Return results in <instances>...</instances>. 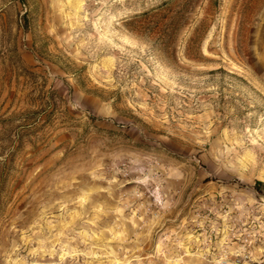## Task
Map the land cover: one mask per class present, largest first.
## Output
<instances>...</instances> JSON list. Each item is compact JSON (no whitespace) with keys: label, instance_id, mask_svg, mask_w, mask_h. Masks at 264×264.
I'll use <instances>...</instances> for the list:
<instances>
[{"label":"rangeland","instance_id":"rangeland-1","mask_svg":"<svg viewBox=\"0 0 264 264\" xmlns=\"http://www.w3.org/2000/svg\"><path fill=\"white\" fill-rule=\"evenodd\" d=\"M264 0H0V264H264Z\"/></svg>","mask_w":264,"mask_h":264},{"label":"trees","instance_id":"trees-1","mask_svg":"<svg viewBox=\"0 0 264 264\" xmlns=\"http://www.w3.org/2000/svg\"><path fill=\"white\" fill-rule=\"evenodd\" d=\"M263 185H264V182H263V181L258 180V181L256 182V187H258V189H259V188L261 189V186H263Z\"/></svg>","mask_w":264,"mask_h":264}]
</instances>
